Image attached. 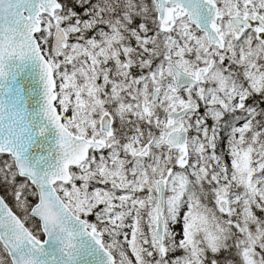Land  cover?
I'll return each mask as SVG.
<instances>
[{
  "label": "snow or ice",
  "instance_id": "snow-or-ice-1",
  "mask_svg": "<svg viewBox=\"0 0 264 264\" xmlns=\"http://www.w3.org/2000/svg\"><path fill=\"white\" fill-rule=\"evenodd\" d=\"M0 264H264V0H0Z\"/></svg>",
  "mask_w": 264,
  "mask_h": 264
}]
</instances>
